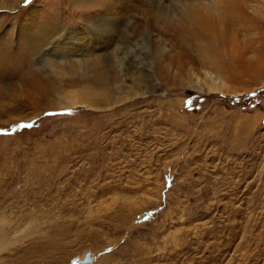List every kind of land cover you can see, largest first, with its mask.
I'll return each instance as SVG.
<instances>
[{
  "label": "rangeland",
  "instance_id": "374dc122",
  "mask_svg": "<svg viewBox=\"0 0 264 264\" xmlns=\"http://www.w3.org/2000/svg\"><path fill=\"white\" fill-rule=\"evenodd\" d=\"M151 1L165 14L181 3ZM34 9L36 22L53 27V14L57 30L87 36L93 15L70 0H0V58L23 70L5 79L31 90L0 106V264H264V17L247 30L211 21L202 41L188 35L194 49L155 12L133 17L126 70L85 79L51 73L26 45L4 48ZM160 45L186 53L168 77ZM204 68L222 91L188 86ZM135 89L146 94L114 105ZM78 92L90 107L62 102Z\"/></svg>",
  "mask_w": 264,
  "mask_h": 264
},
{
  "label": "bare ground",
  "instance_id": "6f19581e",
  "mask_svg": "<svg viewBox=\"0 0 264 264\" xmlns=\"http://www.w3.org/2000/svg\"><path fill=\"white\" fill-rule=\"evenodd\" d=\"M67 1L69 2V0ZM178 1L176 0V3ZM185 1L181 0L179 9L176 8L173 14H165L159 10L158 5V7H154L151 0H70L73 7L88 10L93 14L89 17L90 30H92V33L89 30V36L79 35L75 31L62 27L57 30L58 21L55 20L53 14L52 24H54V28L51 27V23L36 22L35 16H37L38 10H28L26 17H23L25 19L24 24H14L9 29V33L5 32L10 40L4 48L12 45L13 42L18 46L26 45L25 52L28 53V57L34 62L44 59V62L50 64L49 71L51 73L80 74L85 79L97 76L108 79L111 77L109 75L110 71L120 73L126 70V58L131 50L133 51L134 39L131 30L133 17L146 21L148 16L155 12L157 14L154 17L156 23L167 29L166 31L172 33L175 37L180 36L191 49H194V46L191 44L188 35H195L202 41L203 37L202 34H199V29L209 30L211 21L215 23L214 29H210L213 31L220 24L224 25L225 29H231L232 25L230 26V24L232 22H236L242 29H246L257 18L264 17L262 11L264 0ZM231 6L232 10L228 13ZM13 8H16V4ZM3 24L4 21L0 15V29ZM122 30L125 31L123 37L120 36ZM157 51V68L159 73L165 77L170 74V61L180 62V57L186 56V53L182 52L183 55L178 58L179 54H172V50L163 45H160ZM205 54L207 62L204 63H212V59L215 58L213 52L206 50ZM8 61L7 56L0 58V83H3L0 84V106L5 102L11 105L22 98H29L28 95L31 93L26 79L13 86L7 83L6 80L8 79L5 78L12 72L18 76L23 75V70L21 68L17 69L19 65L10 64ZM204 72L203 78L190 79V82L187 83L188 86L201 93L222 91L223 76L208 68H204ZM31 73L32 71L27 72L25 76ZM177 74L178 72H175L173 77ZM37 76L42 78L40 73ZM33 93L43 96L48 93V88L42 83H38L34 87ZM145 94L146 92H139L135 89L131 94L115 97L113 103L115 105L128 100L130 96L136 97ZM80 95V92L74 95H66L62 98V102L65 101L67 104H64L68 106L71 104L90 107L87 101L80 99ZM37 100L35 99V101ZM35 101L33 102L37 104ZM84 258L80 259V262Z\"/></svg>",
  "mask_w": 264,
  "mask_h": 264
},
{
  "label": "water",
  "instance_id": "95a60500",
  "mask_svg": "<svg viewBox=\"0 0 264 264\" xmlns=\"http://www.w3.org/2000/svg\"><path fill=\"white\" fill-rule=\"evenodd\" d=\"M91 260H92V257L89 254H86L85 258L80 263H89L91 262Z\"/></svg>",
  "mask_w": 264,
  "mask_h": 264
}]
</instances>
